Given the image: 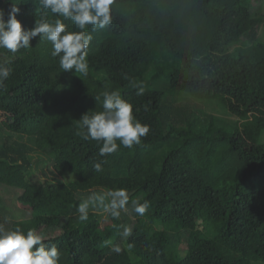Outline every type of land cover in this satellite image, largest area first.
<instances>
[{
	"label": "trees",
	"instance_id": "obj_1",
	"mask_svg": "<svg viewBox=\"0 0 264 264\" xmlns=\"http://www.w3.org/2000/svg\"><path fill=\"white\" fill-rule=\"evenodd\" d=\"M10 2L23 28L56 19L39 0ZM0 8L7 13L10 3L0 0ZM111 10L106 29L88 26L87 76L64 72L39 37L15 54L0 49V63L12 68L0 87V187L23 193L31 217L16 220L0 195V226L35 230L57 246L59 264H264V0H115ZM132 81L144 82L143 96ZM106 90H119L150 131L139 145L101 157L102 145L77 133L83 113L102 110L94 97ZM218 96L235 123L175 104ZM33 154L75 179L32 183ZM119 189L129 202H147V212L128 203L118 218L107 212L102 226L100 205L79 220L83 199Z\"/></svg>",
	"mask_w": 264,
	"mask_h": 264
},
{
	"label": "clouds",
	"instance_id": "obj_2",
	"mask_svg": "<svg viewBox=\"0 0 264 264\" xmlns=\"http://www.w3.org/2000/svg\"><path fill=\"white\" fill-rule=\"evenodd\" d=\"M5 13L0 8V49H7L11 54L20 49L32 47L31 41L39 37L51 43L52 57H59V66L64 72L79 73L87 76L89 71L88 48L93 39L88 26L92 31L104 30L112 22L111 6L115 0H39L43 9L50 10L56 16L54 21H49L44 16L39 22L34 23L30 29L22 27L17 19L20 9L12 4ZM7 15V19H5ZM70 20L78 31H69L63 20ZM11 61L0 63V87L10 76ZM136 89V96H143L145 85L143 81H132ZM95 100H102L101 111L88 110L79 118L78 135L85 141L93 140L100 143L99 156L104 157L118 150L120 145L132 148L139 145L143 137L150 131V126L139 121L133 114V104L125 100L119 90H106ZM147 110V106H145ZM119 141V144L117 143ZM103 161L95 162L93 168L102 170ZM111 199L105 203L102 195H90L83 199L77 206L79 220L86 221L90 208L102 205L105 212L113 218H118L120 209L129 203L128 193L119 189L108 194ZM133 210L143 216L149 205L139 200L131 201ZM133 228L124 226L122 236L127 238L132 235ZM119 252V248L114 249ZM60 252L55 244H47L44 237L35 230L26 232L16 227L6 230L0 226V264H59Z\"/></svg>",
	"mask_w": 264,
	"mask_h": 264
},
{
	"label": "rangeland",
	"instance_id": "obj_3",
	"mask_svg": "<svg viewBox=\"0 0 264 264\" xmlns=\"http://www.w3.org/2000/svg\"><path fill=\"white\" fill-rule=\"evenodd\" d=\"M257 0H252V3H256ZM259 41L264 43V25L259 29ZM237 48L233 49L236 50ZM197 101V100H195ZM176 105L187 109L188 106L190 108V112H194L196 116H198V112L202 110L203 116L204 114H212V116H216L217 120L225 119L228 122L235 123L237 118L233 117L232 114L229 113L222 96H218L216 98H212L210 101L206 102H188L187 100H176ZM4 120L2 114L0 113V122ZM230 132V129H227ZM6 133L0 130V141L5 140ZM261 142H264V134L261 138ZM221 155V150L219 149L216 153V156L212 158V161H217ZM33 167L29 171L28 178L32 183L40 185L42 183H68L75 179V177L71 175H66L65 177L59 176L53 168L52 161L40 154H33L32 157ZM0 195L4 198L7 207L10 209V212L14 214V218L18 221L29 220L30 214L24 206H27L29 200L21 193L15 189L0 187ZM105 203L110 201V196L108 194L104 195ZM137 197H135V200ZM36 200L44 205L47 203V200L43 197H37ZM134 200V199H133ZM131 200V201H133ZM131 201L129 202L130 205ZM99 216L101 219L102 226L108 224V216L107 212L104 211L103 206L99 209ZM198 228L202 231L204 229L201 221H198ZM160 230H164L163 226H158ZM181 251L185 252L187 250L186 245H183L180 248Z\"/></svg>",
	"mask_w": 264,
	"mask_h": 264
}]
</instances>
